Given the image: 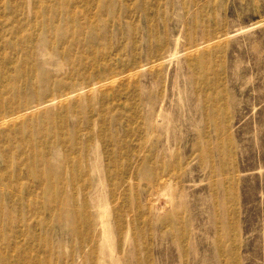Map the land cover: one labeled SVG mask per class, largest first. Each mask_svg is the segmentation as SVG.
I'll return each mask as SVG.
<instances>
[{
	"label": "rangeland",
	"instance_id": "1",
	"mask_svg": "<svg viewBox=\"0 0 264 264\" xmlns=\"http://www.w3.org/2000/svg\"><path fill=\"white\" fill-rule=\"evenodd\" d=\"M5 77L0 264H264V0H0Z\"/></svg>",
	"mask_w": 264,
	"mask_h": 264
},
{
	"label": "bare ground",
	"instance_id": "2",
	"mask_svg": "<svg viewBox=\"0 0 264 264\" xmlns=\"http://www.w3.org/2000/svg\"><path fill=\"white\" fill-rule=\"evenodd\" d=\"M65 30L66 29H63V28L62 29L61 28H55L54 33H53V37L48 38L47 41L50 44V47L52 49L62 50L67 55H70V53L75 52V50L80 51L77 53V55L75 57L71 56V57H73L72 63H74L75 66L79 68V64H80L79 58H81L83 55V54H81V52L84 53L88 48H91L90 42H92L93 39H90V41L88 43L87 42L85 43V40H83L84 37L81 36L80 31H71L69 34H65ZM8 65H9L8 63L3 62V66H2L4 68L3 73L7 72L6 70L9 67ZM4 79L7 80V83H4L2 86H0V104L2 102H4V100L2 99L4 93H2V92H4L6 89H8V91L15 89L14 87L9 88L10 86H12L14 84L13 78L5 77ZM3 104L4 103H2L0 105V119L1 120H4L7 116H10L14 113L21 112L22 104H19V102H17V100H12V101L9 100L7 103V106H8L7 109H3L1 107ZM10 105H12L13 107H10ZM32 149H33V153L31 154V157L35 158V156L38 154V151L35 147H33ZM16 174L19 177H21L22 174L24 175V171L22 170L21 172H19V170H17ZM7 179H8L7 182H14L13 180H11V177H10V179H9V177H7ZM17 180H18V178H17Z\"/></svg>",
	"mask_w": 264,
	"mask_h": 264
}]
</instances>
